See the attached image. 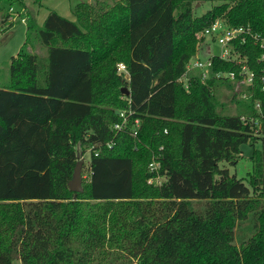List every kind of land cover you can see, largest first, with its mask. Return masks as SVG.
I'll return each mask as SVG.
<instances>
[{
    "label": "trees",
    "instance_id": "trees-1",
    "mask_svg": "<svg viewBox=\"0 0 264 264\" xmlns=\"http://www.w3.org/2000/svg\"><path fill=\"white\" fill-rule=\"evenodd\" d=\"M109 1L79 2L77 20L53 9L42 26L29 19L47 55L28 50V38L10 60L11 82L0 85V264H264L260 80L177 82L198 33L217 18L264 35V0H231L200 16L196 4L215 0ZM0 7L11 27L10 8L26 3ZM241 50L261 74L263 50L250 42ZM212 71L242 77L233 61L216 58ZM223 85L236 90L237 114L218 110ZM243 92L248 99L236 100ZM121 113L141 120L136 137L114 129ZM244 144L253 147L247 181L221 166L237 165ZM87 148L90 179L74 192ZM157 174L163 180L150 183Z\"/></svg>",
    "mask_w": 264,
    "mask_h": 264
},
{
    "label": "rangeland",
    "instance_id": "rangeland-1",
    "mask_svg": "<svg viewBox=\"0 0 264 264\" xmlns=\"http://www.w3.org/2000/svg\"><path fill=\"white\" fill-rule=\"evenodd\" d=\"M85 1V0H25L26 3V10H28V7L31 11V15L34 14L36 17L37 23L39 25H43V22L45 20V16L48 13V10L50 8H60L61 15L73 19L72 16V10L74 9V6L78 4L77 2ZM231 0H215V1H204L201 4L197 3L195 6V15L200 16L204 13H206L208 10L213 8L216 5H219L224 2H229ZM113 2V0L109 1ZM72 4V5H71ZM28 5V6H27ZM6 8H4L5 11ZM26 10L16 13V10L13 8H10L9 15H10V21H16V23L13 26H8L7 24H3L2 22V10L0 7V85H7L10 84V71H9V63L12 58V56H16L21 49V47L27 42V39L29 38L30 41H28V44L26 48L30 50L31 52L37 54L39 57H45L47 55V49L44 47L38 37L37 33L35 31L28 32L27 28V17L22 15H27ZM28 13L29 10H28ZM28 33V36H27ZM210 46L212 49V53L216 54L220 51L221 46L214 41L211 40V38L208 36L206 44H202L198 47V51L196 56H194L191 59V62L194 63V61L198 58L202 61H207L210 57V53L207 52V47ZM240 87L236 85V89L238 90ZM217 95L219 100L223 101L225 103L224 107H219V111L222 113L227 114H237L239 112L238 105L235 101H231L232 98H234L233 94L236 93V90H231L230 88L226 87L225 85L220 86L217 88ZM249 94L247 92H243L241 95L236 96V100L239 99H248ZM262 137L264 139V130L262 132ZM175 140V138H174ZM258 148H264V143L259 141L256 145ZM161 147H159V150ZM242 155L239 159V162L237 165H231L227 162H222V167L229 168L230 172L233 174H236L239 178L246 179L250 177V173L252 171V161H251V155L253 147L250 144H244L242 146ZM81 158H83V167H82V176H83V185L87 184L90 179V161H91V152L90 149L87 148L85 152L80 153ZM160 154L158 152H155L152 156V160L156 159ZM151 160V161H152ZM143 167V164H142ZM148 169H151V165H148ZM158 173V171H157ZM163 180V176L156 175L154 177V184H158ZM149 183V182H148ZM15 264H21L20 261H16Z\"/></svg>",
    "mask_w": 264,
    "mask_h": 264
},
{
    "label": "built area",
    "instance_id": "built-area-1",
    "mask_svg": "<svg viewBox=\"0 0 264 264\" xmlns=\"http://www.w3.org/2000/svg\"><path fill=\"white\" fill-rule=\"evenodd\" d=\"M208 36L212 41L221 46L220 51L213 54L211 47L208 46L206 49L207 52L210 53L208 60L202 61L197 58L194 63L190 60L187 64L186 72L177 80V82L182 83L188 88L191 76L202 82L214 77L215 79L228 78L232 81L237 80L236 82L238 84L240 83L250 86L253 85L257 77L260 80L261 89L264 92V70L259 75H257L254 70H251L247 63L248 57L241 50L242 45L250 42L254 46H258L261 50H263V53L259 57V61H264V35L256 32L251 25L234 26L231 25L226 18L220 17L198 33L197 37L200 40L198 47L204 43L206 44ZM216 58L240 64L241 71L239 72V75L242 77L237 79V74L234 71H212L214 59ZM118 70L120 72H124V77L129 79V73L124 63H119ZM260 106V102H257L256 108L260 109ZM121 116L123 117L122 121L115 123L114 129L120 131L129 128L131 135L136 137L141 126V120L137 118L130 123L128 115L121 113ZM150 165L151 170L157 169L159 166L157 161L152 162ZM149 182H154V178H151Z\"/></svg>",
    "mask_w": 264,
    "mask_h": 264
},
{
    "label": "water",
    "instance_id": "water-1",
    "mask_svg": "<svg viewBox=\"0 0 264 264\" xmlns=\"http://www.w3.org/2000/svg\"><path fill=\"white\" fill-rule=\"evenodd\" d=\"M122 92L124 94H130V89L127 86L122 87ZM119 113V111H117ZM79 160L76 163V166L74 168L73 177L69 181V187L74 192H83V176H82V167H83V158H81V154H78Z\"/></svg>",
    "mask_w": 264,
    "mask_h": 264
},
{
    "label": "crops",
    "instance_id": "crops-1",
    "mask_svg": "<svg viewBox=\"0 0 264 264\" xmlns=\"http://www.w3.org/2000/svg\"><path fill=\"white\" fill-rule=\"evenodd\" d=\"M92 0H85V1H80V2H91ZM77 3H79V2H77ZM72 5V4H71ZM77 5V4H76ZM28 6V5H27ZM51 9H53V10H56L58 13H61V10H59L60 8H50L49 10H48V12L51 10ZM28 10H29V12L30 13H28ZM28 10H26V13H27V15H22V16H26L27 17V24H28V21H29V19H32L38 26H41V25H39L38 23H37V20H36V17L34 16V14L33 15H31L32 13H31V11H30V9H29V7H28ZM48 14V13H47ZM47 14H46V16H47ZM46 16H45V18H46ZM72 16H73V19H71V18H69V19H71V20H77V18H76V16H75V14L73 13V10H72ZM68 18V17H67ZM15 23H16V21H15ZM27 36H28V33H27Z\"/></svg>",
    "mask_w": 264,
    "mask_h": 264
}]
</instances>
